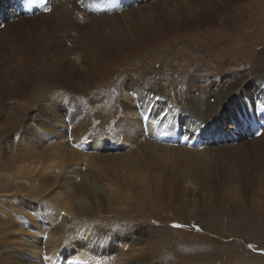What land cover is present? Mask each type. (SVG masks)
<instances>
[{"label":"rangeland","instance_id":"374dc122","mask_svg":"<svg viewBox=\"0 0 264 264\" xmlns=\"http://www.w3.org/2000/svg\"><path fill=\"white\" fill-rule=\"evenodd\" d=\"M189 4L181 13L163 21L161 17L165 24L178 19L185 31L182 30L181 36L172 34L157 43L156 50L161 48L157 52L163 53V70L149 78L148 72L162 62H154L155 55L161 56L157 53L129 58L121 72H110L108 82L100 80L98 71L91 67L92 59L80 57L73 68H65L55 77L60 93L50 92L44 97L42 87L33 89L35 79L19 78L18 74L5 71L1 66L0 165L14 170L25 158L28 163L35 161L33 172L27 177H14L28 185H24V194L29 196V203L50 208L54 206L56 190L38 185L34 181L38 177L76 183L71 194L64 192L60 198V203L74 206V199L79 197L75 190L88 172L110 175L116 169L120 180L116 191L118 202L107 196L100 214L95 213L83 221L88 228L87 233L80 236L81 241L97 238L95 228L101 227L108 234L102 248L114 259L124 258L128 264L135 261L138 264H264L261 251L264 250V161L260 169L250 168L253 176L247 180V186L246 177H239L241 170L251 165L254 141L249 140L257 137V133L242 131L237 141L219 142L226 139V134L221 133L218 143H214L216 148L210 149L216 155L213 158L210 153L199 152L205 145L188 142L183 134L177 139H165L168 133L162 136L156 131L159 123L166 127L180 123L181 108L188 111L189 119L197 121L205 110L208 97L201 99L198 92H192L183 83L179 92H174L170 85L179 76H197L199 79L191 86L204 90H219L224 83L223 75L233 80L239 77L233 81V93L210 124L218 120V126L227 127L234 117L236 124L232 129L237 128V124L243 128V123L248 121L244 117L245 110L251 109L248 115H253V104L264 103V75L261 78L253 74L258 55L264 51V0H190ZM130 8H120L125 11L124 17L129 16ZM202 13L204 18H201ZM7 23L0 26V31ZM157 27L158 36L165 28ZM173 47L176 49L171 52ZM55 59L63 61L64 67L67 62L75 61L59 55ZM149 60L152 63L147 70L136 66L140 61ZM218 75L220 77L216 78ZM43 78L47 80L46 75ZM203 79L204 84L199 83ZM247 80H252L253 84L250 82L247 87L244 84ZM177 82H181L180 79ZM58 95L66 97L60 99ZM161 95L163 103L160 105ZM93 96L98 99L93 100ZM59 101V122L33 117L42 107L51 109ZM257 115L254 121H259L257 126L264 131V118H260L259 112ZM222 121L224 125L220 124ZM175 132H179L178 127ZM107 135L114 144L111 148H106ZM31 152L33 155H29ZM52 152L62 154L68 172L39 175L34 171L36 161H42ZM75 169L78 175L73 174ZM8 180L10 178L5 177L0 180V207L10 192ZM61 191L58 189L57 193ZM0 210L1 217L13 222L11 226H0V240L7 245L6 251L13 250L12 245H19L16 236L35 234V240L48 239L47 230L34 232L27 227L31 216L8 214L2 207ZM64 217L74 219L75 215L58 208L55 220L60 222ZM41 243L44 251L53 248L51 243ZM21 252L32 262L37 256L32 246L18 254Z\"/></svg>","mask_w":264,"mask_h":264},{"label":"bare ground","instance_id":"6f19581e","mask_svg":"<svg viewBox=\"0 0 264 264\" xmlns=\"http://www.w3.org/2000/svg\"><path fill=\"white\" fill-rule=\"evenodd\" d=\"M152 1L153 0H82L81 2V0H49L46 7L37 10L33 15H28L22 9V6L19 8L15 4L14 0H0V26L5 25L6 21L8 22L7 27L0 31V67L2 66L3 69L5 68V71H13V73L18 74L19 78L35 79L33 89L36 90V88L42 87L45 90L42 95L45 97L50 92L54 94L60 93L58 91V80L55 77L65 68H73V63L76 64V62L80 60V57L93 60L95 64L91 62V67H94L96 72L98 71V76L102 82H108L110 72L112 70L119 72L123 63L131 57L137 58L143 53H157L161 56L155 55L157 59H155L154 62H160L162 61L163 53H158L160 50L157 52L158 49H161L159 46L156 50L157 43L162 40L164 41V39L167 37L169 38L172 34H179V36H181L185 31L184 26H179L180 21L178 19L176 21L171 19L172 22L168 24L162 21L164 18H169V16L173 14L178 12L181 13L185 6H190V0L175 2L171 0H154V3H151ZM142 2L145 4H141ZM126 6L132 9L130 13H128V17H124L123 12L125 11L122 12L120 10V8L124 9ZM46 8L51 9V11L46 10ZM201 9L202 12H204V7H201ZM105 10L106 13L103 12ZM192 13L195 12L192 11ZM202 17L204 18L203 13L201 15V18ZM159 25H162L165 30L162 34L157 36L156 32L158 33V31L156 28H158L157 26ZM174 39L176 38H173V40ZM174 49L176 48L173 47L170 51L172 52ZM58 55L64 59L68 57L75 61L71 60L67 62L64 67L63 61L55 59ZM152 58H154V54ZM257 62L259 63L257 64ZM151 63L150 60L144 63L140 61L136 63V66L137 64L138 66L141 65L142 68L147 70L151 68ZM162 63L163 61L159 63L160 66L152 68L156 70L151 69L147 77H151L156 72L161 73L163 70ZM254 73L259 74L260 77L263 78L264 51L258 55L253 74ZM44 75H46L47 80H44ZM196 77L197 76H179L177 79L173 80L170 86L173 87L175 93H178L180 85L183 83L185 86L190 87V90H193L192 92H198L201 99L204 100V97L206 99L208 97L207 102L204 103L205 110H203L201 117L198 121L191 120L187 114L188 111L181 108L182 110H179V112H181V116L179 117L181 122L174 124L173 127H166L159 123L156 131L160 135L166 136V133H168L169 135L167 134L168 136L165 139H177L183 134L188 137V142L191 141L196 142L198 145H205L203 150L200 149L201 151L199 152L212 154L210 149L212 147L214 149L216 148V144L214 145V143L218 141L217 137L221 133L226 134V139L219 142H226L228 140L237 141V137L242 131L247 133L249 130L253 135L258 132L264 134V131L257 126L259 121H254V119L256 120L258 117V112L253 115H248L251 109L245 110L247 113H244V117H246L248 121L243 123V128L237 124V128L232 129V126L236 124L234 117L232 118V123H229L227 127L218 126V120H213L211 124L209 123L210 120L216 117V114L219 113L226 100L233 93L231 91L234 84L233 81H237L239 77L233 80V78H228V76L223 75L221 80L224 83L222 86L220 84L221 88L219 90L216 88L211 90L210 88H206L204 90V88H198V86H195L193 89L191 84L199 79ZM218 77H220V75L216 78ZM178 79H180L181 82H177ZM162 80L163 78H159V81ZM250 82L253 84L252 80H247L244 84L248 87V83ZM199 83L204 84V79ZM181 96L183 95H180V97ZM189 96L194 97L190 94ZM209 96H211V98H209ZM44 97L40 96L41 99ZM63 97L66 96L58 95L60 99ZM68 97L71 98L70 96ZM162 98L163 96L161 95L159 97L161 101H158L160 105L163 103ZM97 99L98 97L93 96V100ZM60 102L61 101H59L58 105L54 104L51 109L43 108L41 104V110H39L37 114L34 113L33 117H42L46 121L59 122L58 116H60V109L58 107L60 106ZM44 106H46V104ZM202 106L203 105H201V107ZM230 108L232 109L233 107ZM163 117L165 116L163 115ZM165 118H170V115H166ZM224 122L222 121L220 124L224 125ZM177 127L179 128V132H175ZM69 128L70 126L68 125V129ZM60 131L62 130L60 129ZM262 134L256 135L257 137H254L255 139L249 140L254 141L253 155L249 161L251 165L242 169L239 175V177H246L244 179L245 186L248 185L247 180H250L253 176V173L250 175V168L255 166L260 169L263 165L261 162L264 161V135ZM108 139L107 146L105 144H102V146L111 148L114 144L111 143L109 136ZM99 140L100 139H98V141ZM102 142H104V139ZM246 143L247 142H245V144ZM98 144H101V142ZM29 155H33L32 152ZM215 156L216 155L212 154L213 158ZM28 162L26 158L23 159L20 165L13 167L14 170L11 169L12 167L8 168L0 165V180L4 177L7 179L10 178V180H8V187L11 192H9L7 198L2 200V211L8 214L14 212L17 215L31 216L32 218L29 217L27 227L34 232L45 229L49 237L47 240L40 241L38 239L35 240V234L32 236H30V234L16 236V243H19V245H12L10 248H13V250H10V252L6 251L7 245L0 240V245L2 246L0 250V264H69L71 261L74 262V264H128L124 262V258L114 259V257L110 256L106 251L107 249L102 248V243L107 238L108 234L101 227H98V230L95 228L97 238L93 237L89 241L80 240V236L87 233L88 226L83 222L86 217H90L95 213L100 214L101 208H105L104 203L107 196L110 197L113 202L116 201L118 197L116 194L118 189L117 186H120V180H118L117 171H115L116 169L113 170V173L110 175L107 173L93 175L88 174V172L86 176L83 177L81 186L75 190L78 196L83 197V199H79V197L75 198L74 206L68 205L67 203H60V198L61 194L64 192L71 194L72 190L77 187L76 183L73 181L69 182L67 179L51 181L43 177H38L34 180L38 185L45 188L51 187L53 190H56L55 196L53 197L54 206L50 208L46 207L45 204L34 203V205H32V203H29V196L24 194V187H26L24 185L26 183H24L21 178L27 177V174L33 172L32 167L35 161L32 163ZM36 162L38 163L35 165L34 171L39 175H48L50 172L60 175L61 173L68 172V166L65 164V161L62 159V154L59 152H52L47 158ZM11 170L13 172H9ZM133 170L137 169L133 168ZM89 171L92 172L93 170L89 168ZM73 174L78 175V170L75 169ZM15 175L21 178H15ZM114 177H117V180ZM193 179H195V177ZM58 189H62L63 191L57 193ZM60 207L63 211L73 213L75 218L64 217L60 222L55 220L57 209ZM109 207L108 209H110ZM45 213L48 214L47 217L42 216V214ZM12 224L13 222L10 218L0 216V226L6 227ZM124 238L125 235L122 231V239ZM41 242L51 243L53 248L44 251L45 248L40 246V244H42ZM29 246H32L35 252H37L34 262H32V259L26 257L25 253L21 252L18 254V251L27 250ZM14 250L17 251L13 255ZM45 253H47V255H44ZM40 255L42 256L40 257ZM138 263L139 262L135 261L131 264Z\"/></svg>","mask_w":264,"mask_h":264},{"label":"snow or ice","instance_id":"6c2138e0","mask_svg":"<svg viewBox=\"0 0 264 264\" xmlns=\"http://www.w3.org/2000/svg\"><path fill=\"white\" fill-rule=\"evenodd\" d=\"M28 3H33L35 2V0H27ZM82 2V0H81ZM39 3L43 6H47V4L49 3V0H39ZM48 11H51V9H47ZM247 108V106H246ZM256 112L260 113V118H264V103H261L259 105L257 104H253V114H255ZM262 127H264V125H262ZM262 133H257V135H261ZM185 140L188 139V137H184ZM78 146V145H77ZM174 227H182L181 225H174ZM197 230H200L199 228H197ZM249 247H252V245H249ZM262 252H264V250H261Z\"/></svg>","mask_w":264,"mask_h":264}]
</instances>
